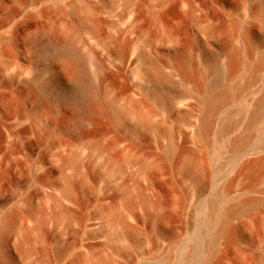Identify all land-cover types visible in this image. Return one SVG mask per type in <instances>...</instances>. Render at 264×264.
Wrapping results in <instances>:
<instances>
[{"label":"rangeland","instance_id":"obj_1","mask_svg":"<svg viewBox=\"0 0 264 264\" xmlns=\"http://www.w3.org/2000/svg\"><path fill=\"white\" fill-rule=\"evenodd\" d=\"M260 62L264 0H0V264H264Z\"/></svg>","mask_w":264,"mask_h":264},{"label":"bare ground","instance_id":"obj_2","mask_svg":"<svg viewBox=\"0 0 264 264\" xmlns=\"http://www.w3.org/2000/svg\"><path fill=\"white\" fill-rule=\"evenodd\" d=\"M37 38L40 40H43V39L51 40V43L54 46V49L57 53L68 55L76 59H79L78 54H77V49L74 45V35L73 34L69 33L61 38V37L55 36L53 32L51 33L43 32L37 35ZM263 64H264L263 62L257 63L256 67L260 68L261 65ZM159 78L161 77L159 76ZM79 86H78L79 88L75 91V93H73L74 95H72L74 99L73 101L77 100L78 101L77 103L81 105L82 107H84V110H86L87 112L88 110H91L90 108H92L93 106V98H94L93 87L87 75H82V83ZM58 89L59 88H57L56 80H52L50 82L47 81L39 86V91L43 94L44 97L47 95H52L59 102L68 101L70 98L68 96H65L62 93H58ZM232 92H234L233 87L231 85H226L222 89L215 90L209 97L204 98L205 115L203 117L202 124L199 129V132L203 136V138L208 135V133L211 131V128L213 126V121L210 118L211 113L217 110L219 107H221L224 101L230 100L233 97ZM256 117H257L256 113L252 114L250 118L251 121H254Z\"/></svg>","mask_w":264,"mask_h":264},{"label":"water","instance_id":"obj_3","mask_svg":"<svg viewBox=\"0 0 264 264\" xmlns=\"http://www.w3.org/2000/svg\"><path fill=\"white\" fill-rule=\"evenodd\" d=\"M263 151H264V147L261 149V151L259 153H262ZM259 153H257V154H259Z\"/></svg>","mask_w":264,"mask_h":264}]
</instances>
